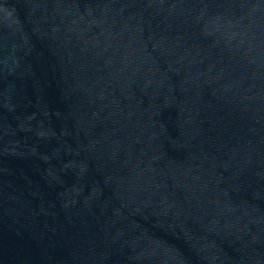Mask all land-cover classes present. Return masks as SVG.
<instances>
[{
    "label": "water",
    "instance_id": "1",
    "mask_svg": "<svg viewBox=\"0 0 264 264\" xmlns=\"http://www.w3.org/2000/svg\"><path fill=\"white\" fill-rule=\"evenodd\" d=\"M0 264H264V0H0Z\"/></svg>",
    "mask_w": 264,
    "mask_h": 264
}]
</instances>
